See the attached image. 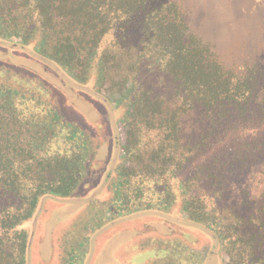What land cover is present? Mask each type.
Returning a JSON list of instances; mask_svg holds the SVG:
<instances>
[{
  "label": "trees",
  "instance_id": "1",
  "mask_svg": "<svg viewBox=\"0 0 264 264\" xmlns=\"http://www.w3.org/2000/svg\"><path fill=\"white\" fill-rule=\"evenodd\" d=\"M186 14L174 0H0V264H32L46 204L82 200L89 236L60 246L59 264L89 259L113 225L161 216L225 264H264V56L225 68ZM39 69L89 93L93 120L65 112ZM116 121L121 156L99 158L89 137L108 124L118 145ZM168 229L149 264H198Z\"/></svg>",
  "mask_w": 264,
  "mask_h": 264
},
{
  "label": "rangeland",
  "instance_id": "2",
  "mask_svg": "<svg viewBox=\"0 0 264 264\" xmlns=\"http://www.w3.org/2000/svg\"><path fill=\"white\" fill-rule=\"evenodd\" d=\"M174 1L180 5L183 12L187 13V24L190 31L211 45L217 60L225 68L232 69L248 65L255 58L264 56V0ZM26 63L34 70L38 67L30 61ZM39 70L41 71L38 74L39 78L53 89L51 92L54 95L61 94L60 100L67 109L65 112L72 110L87 121L93 120L94 112L91 108L100 107V105L88 96L89 93L84 92L85 97L71 81L66 82L48 70ZM93 83H90V86L95 91L104 93L110 100L117 96L106 92L108 86L101 80H97V84ZM115 100L116 98L113 102ZM116 122L119 123V128H114L116 126L113 125L115 136L123 145L125 123ZM122 145L115 148L113 157L118 156L117 152L122 150ZM98 156L103 158L104 153L100 150ZM84 201L46 204L40 213L33 236L32 264H59L57 254L60 246L67 241H74L76 236H82V240L87 239L89 229L85 226V221L89 219V215L83 214ZM80 213L81 216H79ZM101 213L104 214V212ZM166 218L161 216L159 219L156 217L135 219L131 222L113 225L106 230L107 232L97 236L89 259H87V254L85 257L81 255L74 259L73 264H149L155 258L164 256L158 253L160 236L166 238L169 235L168 240L174 241L172 231L169 232L168 229L170 225L183 235L180 239V243L182 242V245L179 244L180 249L185 245L188 250H192L188 252L195 253L194 257L200 260L199 263L222 264L223 259V264H225L226 257L220 253L217 255L216 249L208 246L206 236L187 226L182 227L181 221H178L180 224L176 225L175 220L170 217H168V222H163L162 219ZM77 221L80 222L78 227L76 226ZM205 253H207L206 258ZM181 257L185 259L183 255ZM187 264L190 263L187 262Z\"/></svg>",
  "mask_w": 264,
  "mask_h": 264
},
{
  "label": "flooded vegetation",
  "instance_id": "3",
  "mask_svg": "<svg viewBox=\"0 0 264 264\" xmlns=\"http://www.w3.org/2000/svg\"><path fill=\"white\" fill-rule=\"evenodd\" d=\"M114 125L116 126L114 128H119V123L118 122L114 123ZM106 127H107L108 131L105 130V131H101L100 133L97 132L96 135H95L96 136L95 139H93L92 137H89V138L92 140V142H94V144H96L98 141H99L100 144H103L101 146L102 147L101 148V152L104 153L103 157H105L106 160H107L110 157L111 151H113V154H115V148L116 147L119 148V146H121L122 144L120 143L119 139L116 136H114V137H116V140L118 139L117 142H116L118 145L114 146V144H113L114 140L109 138L110 135H112V134L109 131L110 129H109L108 124H106ZM114 128L112 127L113 135L115 134ZM96 140H98V141H96ZM117 155L119 157L121 156V150H119L117 152Z\"/></svg>",
  "mask_w": 264,
  "mask_h": 264
}]
</instances>
